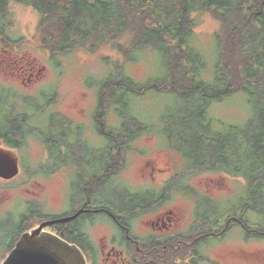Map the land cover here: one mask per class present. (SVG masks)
Instances as JSON below:
<instances>
[{
	"label": "trees",
	"instance_id": "1",
	"mask_svg": "<svg viewBox=\"0 0 264 264\" xmlns=\"http://www.w3.org/2000/svg\"><path fill=\"white\" fill-rule=\"evenodd\" d=\"M11 2L28 5L37 13L41 44L55 61L59 54L79 49L96 52L110 48L119 54L122 61L115 63L116 71L98 83L95 114L102 112V106L114 107L120 103L125 107L129 96L149 90L172 92L179 98L180 106H188L186 116L181 112L180 119H175L177 129L166 126L167 135L174 140L173 147L181 151L187 147L183 154L190 170L222 171L245 180L244 193L236 198L235 204L229 201L223 206L221 202L217 207L222 215L236 213L240 220L236 225L244 239H264V103L257 106L246 126L220 122L225 129L217 134L213 129L215 120L207 111L212 101L235 92L264 99V0H0V37L8 41H11L8 36L12 25ZM204 11L218 22L213 33L217 69L212 83L197 78L196 68L202 57L190 44L199 23L197 14ZM148 48L162 55L167 74L137 82L123 73L121 62L133 61L137 53ZM39 95L42 103L35 97H25L15 104L34 108L29 119L41 121L48 111L43 105L49 106L56 92L42 90ZM16 110H12L9 120L19 121ZM53 115L49 113L52 117L47 119V128L42 129L47 138L54 136L58 121ZM100 119L98 131L108 136L110 152L117 151L120 139L123 149L118 151L125 154L130 141L137 136L129 132L127 119L109 130L105 118ZM172 120L169 115V122ZM9 129L15 135L22 133L21 127L7 126L4 130ZM32 130H29L30 138ZM114 162L111 159L109 166L111 181L120 169L117 161ZM95 178L88 180L93 183ZM94 186L96 190L97 185ZM117 203L109 201L116 208H122L126 201ZM254 214L258 219H254ZM208 216L213 217L211 212Z\"/></svg>",
	"mask_w": 264,
	"mask_h": 264
},
{
	"label": "rangeland",
	"instance_id": "2",
	"mask_svg": "<svg viewBox=\"0 0 264 264\" xmlns=\"http://www.w3.org/2000/svg\"><path fill=\"white\" fill-rule=\"evenodd\" d=\"M9 11L12 25L8 36L11 41L5 43L0 40V86L10 91L15 90L19 95L35 96L40 103L43 102V98L38 94L39 91H55L53 109L69 119L82 123L86 130L84 139L87 144L94 147L102 144L103 139L95 130L93 131L94 125L91 122V113L96 110L97 105V87L104 76L116 71L115 63L118 60L122 61V58L110 48H102L96 52L79 49L66 55L59 54L55 61L41 44L37 30V13L30 6L16 2L9 4ZM197 16L199 23L190 41L202 57L196 68V76L206 83H212L217 69V46L213 33L218 28V22L206 11L199 12ZM103 56L109 58L103 59ZM121 64L123 73L137 82L164 77L167 74L162 55L159 51L149 48L137 53L133 61ZM13 99L19 100L16 96ZM128 101L125 107L119 103L120 108L111 106L106 109L105 118L109 126L119 127L127 119L129 132L132 135L137 134L130 141V146L124 154L126 159L123 167L113 177V181L105 186L106 198L112 204H118L117 202L122 200L121 195L118 196L120 191L114 182H119L132 191L141 190L147 185L153 187L151 181L154 175L156 181H152L153 184H162L163 180L170 176L169 169L172 164L171 170L176 176L172 183H169L173 186L171 191L173 198L168 206L181 210L184 218L188 217L193 200L182 190V184L185 183L183 172L186 168L183 151L185 152L187 147H184L183 151L175 150L174 140L167 135L165 129L166 126L171 130L177 129L175 119H180L181 112L186 116L189 107L180 106L179 98L174 93L156 90H149L139 96H129ZM261 103H264V99L256 95L252 97L245 92H235L222 100L212 101L207 111L215 120L213 124L215 133L225 129L220 122L238 127L246 126ZM118 109L121 113H118ZM169 115L173 117L171 122ZM64 118L62 120H65ZM43 120L44 117L41 121ZM67 138L75 139L74 133H70ZM27 149L25 163L28 162L29 167L36 168L38 162L43 160L44 149L34 139L29 141ZM74 149L81 157L92 153H85L83 147L80 152L76 145ZM148 161H151L153 172L148 166L145 169V163ZM160 169L163 171H159ZM63 176L64 180L60 176L27 177L25 188L37 190L35 183H39L40 190H37L39 198L48 202L44 204L43 215L64 214L76 206L71 199L74 188L69 183L74 178L68 173ZM211 179L213 181L217 179L214 182L221 184L216 188H210L208 182ZM186 181L189 186L187 190L191 194L220 199L223 206L229 201L235 204L236 198L239 199L245 190V180L242 177L231 176L222 171L192 170ZM255 218L258 219L256 214ZM250 219H253L252 215ZM105 225L109 226L110 221L98 216L93 226L89 223L84 226L85 229H90L92 241L98 251L108 236V227ZM205 253L209 260L218 261L220 264H264V239L244 240L241 229L236 226L223 240L209 245ZM6 254V251L0 252V263ZM104 257L105 255H102V259ZM187 259L189 256L185 259L179 258L178 261L185 263ZM113 260L118 261L116 257L111 256L108 264H114ZM206 264L211 263L208 261Z\"/></svg>",
	"mask_w": 264,
	"mask_h": 264
},
{
	"label": "flooded vegetation",
	"instance_id": "3",
	"mask_svg": "<svg viewBox=\"0 0 264 264\" xmlns=\"http://www.w3.org/2000/svg\"><path fill=\"white\" fill-rule=\"evenodd\" d=\"M0 40L6 43L9 39L0 37ZM12 91L0 86V147L13 151L17 157V173L9 178L0 175V252L6 251L7 256L21 235L37 227L42 221L71 216L82 210L72 220L47 225L44 230L75 243L83 252L86 264H108L111 256L116 257L120 262L113 260L114 264H180L183 262L178 259H185L187 256L189 259L183 264H206L208 261L211 264H220L218 261L209 260L205 250L209 245L231 234L236 224H240V220L236 213L229 212L222 215L221 209L217 207L221 203L220 199L206 195L196 196L195 193L191 194L187 190L189 186L186 178L192 171L187 161L184 160L186 168L183 172L185 183L182 184V190L193 200L188 217L184 218L181 210L168 206L173 198L171 194L173 186L169 183H172L176 176L171 170L172 164L169 169L170 176L163 180L162 184H153L152 181L155 182L156 179L154 175L152 176L153 187L147 185L141 190L132 191L119 182H114L115 187L120 191L118 196L121 195L126 203L122 208L112 207L105 193V186L113 181L108 176L110 161L111 159L117 161V166L121 169L126 157L124 153L118 151L123 149L119 143L120 139L117 143V151L111 153L108 136L104 133L99 134V121L100 118H105L104 110L108 107L102 106L100 114H95V111L91 113L93 131L95 130L103 139L102 144L94 147L85 142L86 130L82 123L69 119L53 109L56 95L49 106L43 105L47 107L45 110L48 109L42 116L45 120L38 121L29 119V113L34 108L25 107L22 103L15 104L30 96L19 95L15 90ZM14 96L19 100L13 99ZM15 108H17L15 113L19 114V121L9 120V115ZM51 112L58 121L54 128V136L47 138L42 129L47 128L49 122L47 119L52 117L49 116ZM63 117L65 120H62ZM104 123L109 130L111 127L107 124L106 118ZM7 126L21 127L22 133L15 135L10 129L4 130ZM30 128L33 129L31 138ZM70 133H74L75 139L67 140ZM31 139L37 140L44 149L43 160L38 162L36 168L29 167L28 162L25 163ZM75 145L80 152L83 147L85 153H92L81 157L74 149ZM147 166L152 172L154 171L151 161L145 163V169ZM67 173L74 178L69 183L74 188L71 199L76 206L64 214L43 215L44 204L48 202L39 198L37 190H40V184L35 183L37 190H32L25 188V183L34 175L60 176L64 180L63 175ZM91 177H96L93 183L88 180ZM214 181L211 179L208 182L210 188H216L221 184ZM94 185H97L96 190L93 189ZM208 212L212 213V218L208 216ZM98 216L110 221L109 226L105 225L108 227L107 239L101 244L99 251L92 241L90 229L84 227L87 223L93 226ZM237 228L241 229L239 226ZM102 255H105L103 259Z\"/></svg>",
	"mask_w": 264,
	"mask_h": 264
},
{
	"label": "water",
	"instance_id": "4",
	"mask_svg": "<svg viewBox=\"0 0 264 264\" xmlns=\"http://www.w3.org/2000/svg\"><path fill=\"white\" fill-rule=\"evenodd\" d=\"M16 173L15 153L0 147V175L9 178ZM81 211L71 216L42 221L37 227L23 233L0 264H86L83 252L75 243L44 230L47 225L72 220Z\"/></svg>",
	"mask_w": 264,
	"mask_h": 264
}]
</instances>
